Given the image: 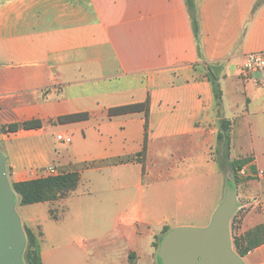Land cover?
<instances>
[{"label":"crops","instance_id":"1","mask_svg":"<svg viewBox=\"0 0 264 264\" xmlns=\"http://www.w3.org/2000/svg\"><path fill=\"white\" fill-rule=\"evenodd\" d=\"M195 5L199 42L185 0H0V151L8 179L37 178L49 166L80 173L77 188L55 200L61 214L52 201L25 209L42 264H63L56 255L72 240L65 244V221L92 216L85 198L94 191L92 180L95 189L103 187L94 202L102 204L99 214L112 208L122 264H141L154 224L161 230L175 224L163 235L207 227L223 182L214 159L221 117L230 121V157L245 160L250 173L236 188L245 212L237 236L264 222V88L239 75L243 55L264 50V0ZM209 65L218 67L220 106ZM147 97V129L143 112L108 115L112 106ZM83 111L85 120L57 119ZM30 119L42 126L1 130ZM55 132L69 134L71 142L60 143ZM108 173L111 184L100 185ZM170 189L178 213L209 221L194 226L161 210ZM200 190L207 193L195 198ZM241 258L264 264V243Z\"/></svg>","mask_w":264,"mask_h":264},{"label":"trees","instance_id":"2","mask_svg":"<svg viewBox=\"0 0 264 264\" xmlns=\"http://www.w3.org/2000/svg\"><path fill=\"white\" fill-rule=\"evenodd\" d=\"M186 5L192 21V26L197 42H199V21L197 17L195 0H185ZM212 76L210 77L218 106L221 105V90L218 83V78L214 75V71L218 67L208 66ZM214 70V71H213ZM143 112L145 117L144 127L147 129V122L149 117V97L143 102H133L112 106L108 109L109 116H115L126 113ZM89 117L88 112H74L60 115L57 119L61 123L74 122L85 120ZM42 126L39 119L25 120L20 123H11L1 130L15 131L17 129L38 128ZM230 121L221 117L218 122L217 145H216V159L218 167L221 172H230L229 181L235 188L240 180L237 179V170L244 164L245 160L232 159L230 157ZM147 137L145 133L143 148L138 155L144 156L146 151ZM80 182V173L77 170L60 172L53 175L37 177L29 180L12 182V187L19 197L21 205H29L38 202L52 201L59 198H64L74 191ZM168 228L164 226L163 231L166 232ZM26 246L23 252L25 264H42L40 243L37 235L29 228L25 229ZM233 246L237 254L245 255L253 248L264 243V222L246 230L241 236L233 238ZM132 256L129 253V259Z\"/></svg>","mask_w":264,"mask_h":264},{"label":"water","instance_id":"3","mask_svg":"<svg viewBox=\"0 0 264 264\" xmlns=\"http://www.w3.org/2000/svg\"><path fill=\"white\" fill-rule=\"evenodd\" d=\"M16 196L0 151V264H24L26 234L16 211ZM237 207L235 189L227 183L224 199L207 227H179L162 237L160 264H244L231 248L229 232V220Z\"/></svg>","mask_w":264,"mask_h":264},{"label":"rangeland","instance_id":"4","mask_svg":"<svg viewBox=\"0 0 264 264\" xmlns=\"http://www.w3.org/2000/svg\"><path fill=\"white\" fill-rule=\"evenodd\" d=\"M262 50V49H261ZM260 51V50H256ZM218 71V70H217ZM218 73V72H217ZM240 75V72H239ZM243 77L242 75H240ZM244 78V77H243ZM61 143V142H60ZM64 144V143H62ZM214 159H216V151L214 152ZM40 170L36 173V176L39 177L40 175ZM59 170H56V174L59 173ZM229 173L230 172H222V177H223V182H222V187L221 190L217 192V199H218V204L219 205L223 199H224V194H225V188H226V182L229 181ZM111 176L112 174L108 173L106 176H104V179L100 177V182L99 184H104L106 186H109L111 184ZM245 177H239L237 175V179H243ZM227 180V181H226ZM12 184V182L10 181ZM239 183V182H238ZM238 185V184H237ZM96 181L92 180L91 182V190H94L92 194L88 195L87 192L85 194V198H87L91 202V209L93 210L92 216H88L84 222H78L77 224L74 223H69V221H65L62 225L65 227V244L67 243V237H71L72 240L70 248H64L63 250H60V252L57 253L56 257L57 260L60 259V261L63 264H122V262L119 261L120 257L118 254V246L119 242L114 240V237L116 234H118V226L115 222L114 215L112 214V208L108 207L106 208V211L104 214L99 212V208L102 206V204H94L95 200L97 202H100L101 199V193H103L100 189H103V187H96ZM234 187V186H233ZM237 188V187H236ZM235 189V192H237V189ZM175 191L173 189L170 190H165L164 191V196H163V207H160L161 210H167L169 214L175 216L174 218H179V219H185V221H188V223H193L194 226H200L204 225L207 223L209 220L208 218H205V220L199 221L197 219V216L195 214H190L188 212L183 213H178L175 210L174 206V200L176 201L177 198L174 196ZM207 192L204 190H200V192H194L195 198H202ZM239 196L236 195L237 199V204ZM17 201H16V211L20 217L21 225L22 228L25 232L26 228L28 227L29 224V217L28 215L25 214V209L29 208V205H21L19 203V197L16 196ZM241 199V198H240ZM60 200V199H59ZM52 206L56 210V213L61 214V208L62 206L59 205V211L58 207L56 204H58V201L52 200ZM85 203V202H84ZM244 210L241 208L239 209L238 207L235 209L233 212L230 220H229V232H230V240H231V248L233 249L234 252V246H233V238L237 237V234L240 232V222L244 216ZM175 225L174 223H167L165 226L169 229L172 228V226ZM30 229V228H29ZM164 231L161 230V227L159 225L154 224V233L151 236H148V239L144 240V244L146 247H148V250H146L142 254V262L141 264H160L158 261V246L161 242L162 237L164 236ZM76 238L81 244L86 245L84 249L79 248L78 242H75ZM94 241V242H93ZM91 242H93L91 244ZM120 243H122V240H120ZM95 245V246H94ZM120 249H125V247H122ZM122 251V253H123ZM24 252V251H23ZM148 253V254H147ZM237 254V253H236ZM239 255V254H237ZM240 256V255H239ZM23 262L25 264L23 255H22ZM55 258H53L54 262Z\"/></svg>","mask_w":264,"mask_h":264},{"label":"built area","instance_id":"5","mask_svg":"<svg viewBox=\"0 0 264 264\" xmlns=\"http://www.w3.org/2000/svg\"><path fill=\"white\" fill-rule=\"evenodd\" d=\"M240 75L244 78L252 79L254 82L264 88V50L246 52L242 57V62L239 66ZM56 139L64 144H69L72 140L71 136L64 132H55ZM56 167L49 166L46 169L40 170L39 177L56 174ZM239 177H247L250 175L244 167L237 170Z\"/></svg>","mask_w":264,"mask_h":264}]
</instances>
